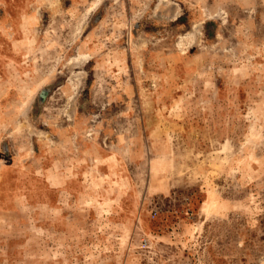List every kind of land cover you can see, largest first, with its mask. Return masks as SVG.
<instances>
[{"label": "rangeland", "instance_id": "1", "mask_svg": "<svg viewBox=\"0 0 264 264\" xmlns=\"http://www.w3.org/2000/svg\"><path fill=\"white\" fill-rule=\"evenodd\" d=\"M0 264H264V0H0Z\"/></svg>", "mask_w": 264, "mask_h": 264}]
</instances>
